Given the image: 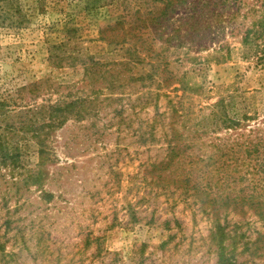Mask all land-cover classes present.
<instances>
[{"label":"rangeland","instance_id":"obj_1","mask_svg":"<svg viewBox=\"0 0 264 264\" xmlns=\"http://www.w3.org/2000/svg\"><path fill=\"white\" fill-rule=\"evenodd\" d=\"M173 1L0 0V264H264V0Z\"/></svg>","mask_w":264,"mask_h":264},{"label":"trees","instance_id":"obj_2","mask_svg":"<svg viewBox=\"0 0 264 264\" xmlns=\"http://www.w3.org/2000/svg\"><path fill=\"white\" fill-rule=\"evenodd\" d=\"M173 0H166L165 5L166 9L163 12L164 14L168 13V9L170 8V5H174L173 4ZM210 2V0H209ZM208 2V3H209ZM238 1L235 0V4ZM192 3L191 0H177V4H181V5H190ZM257 39H264V14L262 15V17L259 20H256L252 23L251 28H248L243 36V43L245 45H248L254 41H256ZM258 49L260 50H255L256 53H259V60H264V41L259 45L257 44ZM8 143L7 138L1 133L0 131V154L3 160H7L8 158V145H6ZM224 257L223 252H221L220 254V260H222ZM223 263V262H222ZM224 264H228L227 261L224 260Z\"/></svg>","mask_w":264,"mask_h":264}]
</instances>
